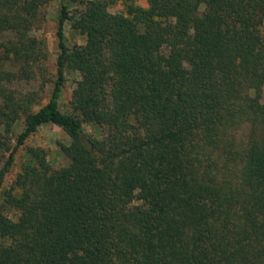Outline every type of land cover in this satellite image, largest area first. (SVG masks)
Wrapping results in <instances>:
<instances>
[{
    "label": "trees",
    "instance_id": "16d2710c",
    "mask_svg": "<svg viewBox=\"0 0 264 264\" xmlns=\"http://www.w3.org/2000/svg\"><path fill=\"white\" fill-rule=\"evenodd\" d=\"M68 1L34 111L2 83L42 52L25 22L44 0H0V30L21 32L0 42V189L40 127L70 139L59 170L26 148L0 204V264H264V0ZM67 22L85 44L67 45ZM67 72L80 79L63 111Z\"/></svg>",
    "mask_w": 264,
    "mask_h": 264
},
{
    "label": "rangeland",
    "instance_id": "374dc122",
    "mask_svg": "<svg viewBox=\"0 0 264 264\" xmlns=\"http://www.w3.org/2000/svg\"><path fill=\"white\" fill-rule=\"evenodd\" d=\"M89 0H69L67 6L69 9H80L83 7V2ZM61 0H44V4L38 8L36 15L29 16L28 22H25L26 32L29 38H34L42 43V52L36 56L34 61L27 63L24 59L21 61L13 60L7 67L10 76L4 81L2 91L6 96H13L16 100L33 99L34 111L48 103L53 87L57 80V58L59 54L57 25L60 15ZM140 5L147 7L146 2H141ZM124 5L119 2L110 8L111 13H120L124 11ZM17 32L20 31H1L0 42L10 44L17 42ZM21 33V32H20ZM66 43L69 47L83 45L86 43V38L71 28V24H65ZM64 92L60 101L63 111H67L72 97L76 82L80 79V75L76 72H67ZM6 101V98H4ZM3 100V101H4ZM262 102L264 103V88L262 92ZM9 115L7 105L1 101L0 109ZM2 110V109H1ZM5 118V117H4ZM23 123L19 122L15 125L12 133L7 135L5 141H10L11 145H15V136L22 132ZM86 131L92 134L94 129L90 126H85ZM243 131V130H242ZM241 131V132H242ZM8 139V140H7ZM70 139L67 134L59 127L53 124H46L31 136L26 142V147L19 149L16 155V160L11 172L7 175L3 187L0 189V204L3 203V192L9 189L22 165L29 161V156L26 154V148L29 146L41 147L47 152V160L53 170H59L61 167L68 164V159L61 150V144L68 145ZM10 217L17 220L18 213L11 212Z\"/></svg>",
    "mask_w": 264,
    "mask_h": 264
}]
</instances>
